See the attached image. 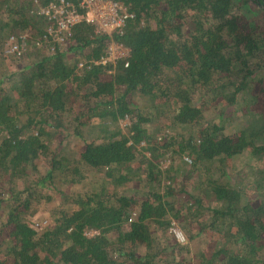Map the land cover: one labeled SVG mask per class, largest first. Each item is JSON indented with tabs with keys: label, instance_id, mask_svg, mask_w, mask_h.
Listing matches in <instances>:
<instances>
[{
	"label": "trees",
	"instance_id": "trees-1",
	"mask_svg": "<svg viewBox=\"0 0 264 264\" xmlns=\"http://www.w3.org/2000/svg\"><path fill=\"white\" fill-rule=\"evenodd\" d=\"M48 1L0 0V38L42 35ZM116 1L128 65L78 66L107 49L85 21L32 62L0 50V264H264V0ZM174 220L212 246L183 254Z\"/></svg>",
	"mask_w": 264,
	"mask_h": 264
},
{
	"label": "built area",
	"instance_id": "built-area-1",
	"mask_svg": "<svg viewBox=\"0 0 264 264\" xmlns=\"http://www.w3.org/2000/svg\"><path fill=\"white\" fill-rule=\"evenodd\" d=\"M39 3V13L49 21L46 31L40 36H34L32 30L26 28L0 38V50L4 54L25 60L28 52L34 49L45 50L48 54L54 53L57 43L61 46L68 45L74 24L85 21L93 23L96 32L108 35L107 49L98 58H90L85 54L80 55L79 67L90 68L94 64L107 66L110 63L114 66L119 61H124L125 65L129 64L130 47L113 37V32L120 29L127 18L134 17V13L121 2L116 0H49L47 3ZM32 44L35 48L32 47L31 50ZM112 70L109 69V71ZM137 215L135 207L129 220H134ZM98 232L97 229H91L86 231V234L94 235ZM175 232L179 239H185V234L180 228H176Z\"/></svg>",
	"mask_w": 264,
	"mask_h": 264
},
{
	"label": "rangeland",
	"instance_id": "rangeland-1",
	"mask_svg": "<svg viewBox=\"0 0 264 264\" xmlns=\"http://www.w3.org/2000/svg\"><path fill=\"white\" fill-rule=\"evenodd\" d=\"M3 55H2V53L0 52V58L2 57ZM34 57H36L35 55H34V53H32V52H30V54H28V56H27V58L25 59V60H20L21 62H32V60H33V58ZM16 64H17V62H15ZM5 68H7L8 69V67H5ZM261 77L262 76H264V71H263V73H262V75H260ZM259 76V77H260ZM252 84V86L254 87V85L256 86L255 87V89H254V91H258L259 90V84H255V82H252L251 83ZM202 99H200V101H201ZM210 104V103H209ZM213 106V105H212ZM243 118V117H242ZM120 123H121V126L122 127H125L128 123H129V118L128 117H126L125 119H121L120 120ZM237 123H238V120H236V121H234L233 122V124H232V128H236L235 126L237 125ZM56 145V143H54L53 144V146H55ZM77 146V145H76ZM75 147V143L74 142H72L70 145H69V148H71V150H72V148H74ZM237 160H238V164H237V166H239L238 168L242 171V172H247L248 171V165L251 163V161L249 160H247L246 159V157H244V156H239L238 158H237ZM236 161V160H235ZM165 164V163H164ZM43 167H45L46 165L45 164H43L42 165ZM234 171H235V169H234ZM230 172L231 173H233V171L232 170H230ZM87 181H85V184H84V182L83 183H75L74 185H72L71 186V188H70V190H69V192H75V191H82V190H85L86 188H88V185H87ZM137 212H139L138 210H137ZM39 214H40V216H41V220H39L40 222V224H37L36 226L38 227V228H42V226H43V224H45V223H47L50 219H49V215H50V213H49V207H48V209L47 208H43V209H41L39 212H38ZM176 228H180L182 231H183V233L185 234V239L184 240H181V239H179L177 236H176V232H175V229ZM195 229H188V228H184L183 227V225H182V223H180L179 221H177V220H174L173 222H172V225L169 227V230H168V234L171 236V237H175V238H177V239H179L180 241H183V242H189L188 243V246L190 247V250L188 251V252H184L183 254H185V255H187V256H192L193 254H196V253H198L199 251H201V250H208L209 248H210V244L211 243H213V242H211L210 240H208L204 235H201V236H199V237H196V238H194V239H190L188 236H189V234H190V232H193ZM114 234H115V231H110L109 233H108V235H109V237H113L114 236ZM211 246H212V244H211Z\"/></svg>",
	"mask_w": 264,
	"mask_h": 264
}]
</instances>
